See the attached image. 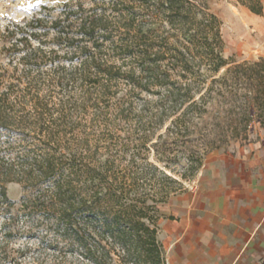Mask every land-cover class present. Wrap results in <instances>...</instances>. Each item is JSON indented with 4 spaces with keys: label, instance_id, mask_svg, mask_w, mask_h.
<instances>
[{
    "label": "trees",
    "instance_id": "obj_1",
    "mask_svg": "<svg viewBox=\"0 0 264 264\" xmlns=\"http://www.w3.org/2000/svg\"><path fill=\"white\" fill-rule=\"evenodd\" d=\"M129 1L132 6L126 9H121L117 0H94L95 6L90 8L61 6V16L50 22L49 29L55 31L56 42L64 45L65 55L71 57L61 61L58 50L31 47L20 59L27 77L34 69L48 67L54 71L53 87L72 92L77 86L104 95L118 89V81L123 79L132 89L158 96L151 123L159 126L171 120L177 127L204 120L211 113L215 95L223 93L231 80H246L251 86L255 81L264 84L261 63L225 60L223 22L207 0ZM236 1L254 14L264 12V0ZM43 22L47 21L38 18L34 23ZM121 29L127 37L117 41ZM35 37L32 34L24 39L32 42ZM108 49L124 52L129 60L121 63L102 57ZM229 64L234 65L220 75ZM38 77L44 84L48 81V74L42 71ZM35 96L39 111L34 124L39 132L27 140L25 129L15 130L13 121L17 105L26 103L0 95V129L10 137L14 133L24 137L19 143L0 144V216L5 238L27 234L40 255L55 259L70 255L79 264H167L158 238L157 206L177 188L159 192L160 198L141 191L140 182L147 172L120 169L115 158L100 162L89 157L86 148L74 144V99L60 98L53 103L39 98L38 91ZM238 109L243 116L241 131H248L255 118L264 127V101L247 99ZM12 182L24 185L29 192L22 200V217L27 223L23 228L14 224L19 213L12 212L14 203L8 197L7 185ZM30 250L27 246L19 254ZM8 260L9 256H0V264ZM10 261L15 264L16 260Z\"/></svg>",
    "mask_w": 264,
    "mask_h": 264
},
{
    "label": "rangeland",
    "instance_id": "obj_2",
    "mask_svg": "<svg viewBox=\"0 0 264 264\" xmlns=\"http://www.w3.org/2000/svg\"><path fill=\"white\" fill-rule=\"evenodd\" d=\"M117 1L121 9L132 6L129 0ZM207 1L212 12L223 22L222 36L226 40V23L230 22L241 5L236 0ZM67 3L81 4L85 8L95 6L94 0H0V95H9L10 100L18 97L21 102L26 103V105H17L18 113L13 121L16 122L15 130L25 129V135L29 136L27 140L31 139L35 132H39V126L34 124V116L39 109L34 103L35 98H32L36 97L37 91L40 94L39 98L53 103H57L60 98L74 99L76 101L72 109L76 134L74 144L86 148L88 156L100 162L115 158L120 169L138 174L147 172V177L140 182L142 185L140 190L147 191L150 196L160 198L159 192L167 191L170 186L176 187L175 192L165 196L163 202L168 203L172 197L196 189L201 173L213 154L226 150L236 143L254 140L259 137V130H264L259 119L255 118L248 131H241L243 116L238 111L247 99L254 103L264 101V84L260 81H255L254 86L249 85L250 82L246 80L229 81L223 87V93L215 95V102L209 109L211 113L206 115L204 120L196 121L189 127H177L171 125V120L159 126L151 123L149 117L158 96L132 89L123 79L118 81V89H112L107 95L93 90L88 92L86 88H77V86L72 92L61 91L52 86L51 78L54 77V71L48 67L41 70L48 74V81L45 84L39 79L38 75L41 71L37 69L32 71V77L29 76L30 79L35 77L34 80H30L27 77L28 70L20 63V59L31 47L40 46L47 51L58 50L61 61L67 62L71 57L65 55L67 49L63 47L64 45L56 42L55 31L49 29L50 22L61 16L60 7ZM38 18L47 22L36 25L34 22ZM45 31H48L47 35L43 36ZM119 32L117 41L127 37L122 29ZM32 34L36 37L32 38V42H26L24 37ZM223 56L229 63L250 62L261 63L264 66L261 59L241 60L229 56L225 48ZM102 57L120 60L119 62L122 63L128 55L119 50L108 49L104 51ZM232 65L234 64L222 69L220 75ZM168 128L171 132H168ZM22 138L16 133L10 137L7 131L0 129V144L12 140L19 143L18 140ZM200 159L202 164L199 166ZM153 166L156 167L155 171ZM161 173L176 180L177 184L165 180ZM7 192L14 203L12 212L19 213L14 224L18 228H23L27 223L26 218L22 217L21 206L22 200L29 192L24 185L17 182L9 183ZM4 224L0 216V256L2 258L9 256L8 262L3 261L2 264H10L13 258L16 260L15 264H79L77 258L70 255L63 256V259L40 255L35 249L37 247L34 240H30L27 234L19 233V236L13 240L6 239L4 231H1ZM159 224L160 220L157 225L158 238L165 248L167 264H172L170 246ZM27 246H30L31 250L25 255L19 254Z\"/></svg>",
    "mask_w": 264,
    "mask_h": 264
},
{
    "label": "crops",
    "instance_id": "obj_3",
    "mask_svg": "<svg viewBox=\"0 0 264 264\" xmlns=\"http://www.w3.org/2000/svg\"><path fill=\"white\" fill-rule=\"evenodd\" d=\"M226 26L227 55L264 59V12L241 6ZM259 132L213 154L196 189L158 205L172 264H262L264 130Z\"/></svg>",
    "mask_w": 264,
    "mask_h": 264
}]
</instances>
